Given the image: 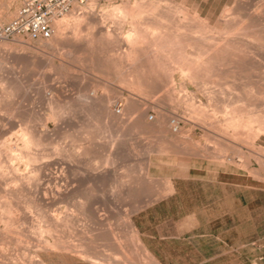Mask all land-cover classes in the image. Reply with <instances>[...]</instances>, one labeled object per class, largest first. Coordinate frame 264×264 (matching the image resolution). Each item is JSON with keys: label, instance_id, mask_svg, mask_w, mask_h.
Returning a JSON list of instances; mask_svg holds the SVG:
<instances>
[{"label": "rangeland", "instance_id": "rangeland-1", "mask_svg": "<svg viewBox=\"0 0 264 264\" xmlns=\"http://www.w3.org/2000/svg\"><path fill=\"white\" fill-rule=\"evenodd\" d=\"M126 1L96 0L94 9L96 13L101 9V12H109L111 7L123 5ZM129 1L132 5L144 3L156 7L154 14L138 22L136 29L143 32L138 45H141L142 51L149 45L155 49V42L151 43L154 38L151 37L154 34V37L163 36L166 41L161 44L164 43L167 48L163 50L161 60L166 63L164 68L168 75L162 72L150 74L146 62L140 70L130 68L128 38L134 26L126 16H121L124 19L120 18L119 22V17H111L116 21L106 19L109 16L103 18L105 23L101 21V24L105 26L93 33L91 50H86L85 42H81L82 46L78 49L71 45L92 34L81 25L82 28L78 26V30H74V21H70L69 28L64 30L68 43L57 48H47L40 42L21 38L0 41V264H36L37 255L46 264H89L66 253L39 250L42 241L78 244L90 228L95 229L92 230L95 243L92 248L84 247L83 250L93 256L108 259L112 264H164L142 241L139 226L141 215L146 213L159 218L160 222L166 219L177 222L181 239L191 222L207 234L211 230L237 228L248 240L239 251L243 257L235 258L232 260L234 263L228 259V264H264V157L259 158L252 151L251 141L247 139L248 133L260 130L264 124V47L248 43L250 38L247 37L259 32L261 27L235 34L209 30L217 26L218 19L226 14L224 9L235 6V0ZM20 3L21 0H0V24L14 18ZM92 3L93 0H90L83 9L78 8V13L87 11ZM253 3L251 10L257 3L260 4L258 1ZM233 11H230L229 17L232 22L235 19V23L246 20L243 12L238 14V9ZM235 13L240 18L235 17ZM194 14L203 20L199 22L204 25L203 30L192 20ZM102 26L99 24L97 28L102 29ZM155 27L158 29L155 30ZM106 32L111 34L110 39H106ZM260 34L264 36V22ZM102 35L106 36V41H115L117 46L111 51L105 45L103 50L94 49ZM193 38L204 48L210 46L213 39V43L220 39L230 41L235 46L230 50L236 57L212 58L207 63L209 56L202 55L206 61L201 60V54L195 56L198 54ZM145 40H148L147 45ZM181 54L188 61L198 57L201 62H194L203 64L200 66L204 68L203 75L190 72L185 74L191 77L181 75L178 63L185 62ZM166 75L172 76V82L165 83L164 88L161 86L163 89L160 87L155 92H141L128 84L129 79H150L154 76L163 79ZM92 91L111 114L125 118V121L128 101L133 98L143 109L138 113V122L134 127L123 130L111 126L104 117L103 105L93 106L85 102L84 96ZM204 91L211 93V103L204 98ZM195 97L197 100L193 99ZM199 100L206 106L207 114H215L216 111L219 117H236L241 125L252 124L240 129V140L233 146L238 148L237 152L230 145L225 147L227 150L223 148L224 155L217 157L186 154L184 150L187 148L204 149L206 143L211 144L207 140L210 133L187 122L190 119L195 122L193 110ZM144 111L150 122L142 121ZM160 115L169 116L165 138L153 125ZM172 120L179 123L180 133L170 129ZM142 122L148 125L144 128ZM25 127L40 143L32 145L28 151H23V143L17 135ZM259 149L264 152V132L255 144L254 150ZM23 152L25 156H34L37 161L32 165V161H26L28 158H24ZM18 154L20 157H17ZM14 155L17 157L15 160ZM232 157V162L224 160ZM259 160H262L261 163ZM27 173L33 177L24 190L16 176ZM57 175L63 176L61 181L56 180ZM14 185L22 189L20 197L9 196ZM64 187L75 191L62 201H53L50 198L52 193L56 195V190ZM26 203L29 209L25 208ZM7 205H10L9 214H5ZM163 205L172 208L162 210ZM86 206L106 218L114 239H99L96 235L98 226L95 221L92 223L89 210L83 209ZM74 209L82 210L81 213L77 211L78 215L72 223L56 224L50 232H46L50 226L49 216L64 218L68 210ZM129 219L133 227L127 225ZM39 228L43 234H40ZM117 248L121 251L118 252Z\"/></svg>", "mask_w": 264, "mask_h": 264}, {"label": "bare ground", "instance_id": "bare-ground-1", "mask_svg": "<svg viewBox=\"0 0 264 264\" xmlns=\"http://www.w3.org/2000/svg\"><path fill=\"white\" fill-rule=\"evenodd\" d=\"M163 2H166V0H162ZM254 1H258L260 4L257 3V5H255V8H253V10H251V7H254L253 6V2ZM160 2V0L158 1ZM236 4L234 7L230 8V9H224V13L226 12L225 15H223L220 19H218L217 21V24L219 25H215L214 27L212 28H209V30H211L212 32L217 30V33H238V32H242V31H249L250 29L252 28H258L259 26L261 27L259 32L257 31L256 33H254V35H249L247 36L248 38H250V40L248 41V43H256V44H259L261 46L264 47V36H262L260 34L261 32V29L263 27V22H264V6H262V4H264V0H235ZM253 3V4H252ZM96 4V0H93V3L90 4L91 6L87 8V11H83L82 13H78V9H74L72 10L69 14H67L66 16H64L62 19H60L58 22H56L55 24V33L52 37L51 40L47 41V42H40L41 44H44L45 47L47 48H57V46H60L61 44H65L67 42V39L65 38V33H64V30L68 27V23L70 21H74L76 27H74V30H78V26H83V29H86L87 31H91L92 34L89 35L88 37L86 36L85 38H82L81 41H79V43H76L73 42L71 43V45L74 46V48L78 49L79 47H81L82 45L80 44L82 42H85L84 44H86V47L85 45L83 47L87 48L86 50H88V48H90L89 50H91V48H93V44H92V39H93V33H95L97 30H103L105 24H101V21L102 19L105 17H108L109 18H106V19H110L111 17H114V19L116 17H119L117 20L119 22L120 18L122 20L123 17L121 16H126L125 18H130L132 20V24L134 26L133 30H132V34H130L129 38H128V46H129V57L131 59V62H130V68L132 70H140L141 67L143 66V64L146 62L149 67H150V70H149V73L150 74H156V73H168L167 69L164 68V66L166 65V63L161 60V55L163 54V50L167 48V46H164L163 44H161L162 41H166V39H164V37L162 36H155L156 34H154L155 32H152L154 35L153 37H151L153 40H151V43L155 42L154 43V46H155V49H153L150 45L147 47V49L145 51H142L139 47L138 44H140L141 42H138L140 39L139 36H142L141 34H143V32H139L137 29V25H138V22L140 21V19H144L146 20V18H148L149 16H151L152 14H154V12H156V7H154L152 4H142V3H139V4H135L132 5L130 3L129 0H127L126 2H124L123 5H120V6H114V7H111L110 11L108 12H98L96 13L95 9H94V6ZM96 7V6H95ZM83 9V8H82ZM235 9H238V12L237 13H241L243 12V18H246V20H241L239 21L238 23H235V20L234 22H232L230 20L229 17H231V14H230V11L231 13H233ZM233 11V12H232ZM222 12V13H223ZM187 13V12H186ZM238 14L235 13V17H239ZM234 16V15H232ZM240 18V17H239ZM112 19V18H111ZM124 19V18H123ZM139 19V20H138ZM188 19V18H187ZM138 20V21H137ZM192 20L194 22H196V26L200 27V25L202 26V30L204 28V25L203 24H199V22H202L203 20H201V18L197 15V14H194L192 16ZM111 21H116V20H111ZM141 21V22H143ZM198 21V22H197ZM103 22V21H102ZM121 22V21H120ZM237 22V21H236ZM105 23V22H103ZM198 23V24H197ZM205 23V22H204ZM207 23V22H206ZM71 24V23H70ZM100 24V26H102V29L101 28H97V26ZM147 25V24H146ZM70 26V25H69ZM73 26V25H72ZM71 26V27H72ZM80 26V27H81ZM121 26V25H120ZM141 26V24H140ZM208 26V25H207ZM79 27V29H80ZM151 27V26H150ZM153 27V26H152ZM69 28V27H68ZM82 28V27H81ZM137 28V29H136ZM197 28V27H196ZM155 30L158 29L157 27L154 28ZM161 30V29H160ZM201 30V31H202ZM140 33V35L138 34V32ZM199 31V29L197 30ZM196 31V32H197ZM72 32H73V28H72ZM108 32V31H107ZM106 32V33H107ZM74 33V32H73ZM112 33V32H111ZM151 33V34H152ZM214 33V32H213ZM216 33V32H215ZM108 37L106 36H103L101 37L100 41L98 42L97 45H95L97 48H94V49H99V50H103V45L107 46V48H109L108 50H112L114 47L117 46V44H115L113 42H111V40H105L104 37H106V39H110L111 37V34L110 33H107L106 34ZM145 35V34H144ZM143 35V36H144ZM217 35V34H215ZM231 35V34H230ZM148 36V35H147ZM146 36V37H147ZM218 36V35H217ZM216 36V37H217ZM145 37V38H146ZM196 37V36H195ZM201 37V35L199 36ZM203 37V36H202ZM206 37V36H205ZM215 37V36H214ZM213 37V38H214ZM215 37V38H216ZM244 37V36H243ZM92 38V39H91ZM144 38V39H145ZM204 38V37H203ZM202 38V39H203ZM207 38V37H206ZM210 38V37H209ZM247 38V39H248ZM126 39V38H125ZM149 39V38H148ZM194 39V47L195 49H197V54L198 55H195V56H199L202 57V55H206V56H209L208 57V61L207 63H210L211 59L212 58H215V59H218V60H221V59H227V58H230V57H233L235 56V53L233 52V50H230V49H235V46L230 42V41H226V40H218L217 43H213L214 42V39L213 41L209 40L210 41V46L204 48L202 46H200L199 44L201 43H197V40L195 38ZM246 39V40H247ZM96 40V39H95ZM217 40V39H215ZM127 41V39H126ZM143 41V40H141ZM146 41V40H145ZM148 41V40H147ZM147 41H146V45H147ZM203 41V40H202ZM207 41V40H205ZM233 41V40H231ZM235 41V40H234ZM144 42V41H143ZM200 42V41H198ZM212 42V43H211ZM68 43V42H67ZM105 43V44H104ZM188 43V42H187ZM76 44H80V45H76ZM145 45V46H146ZM153 45V44H152ZM82 47V49H83ZM189 47H190V44H189ZM192 47V46H191ZM192 47V48H194ZM262 47V48H263ZM84 48V50H85ZM106 48V47H105ZM142 48H145L142 46ZM177 48V47H176ZM93 49V50H94ZM180 49V48H179ZM227 49V51H226ZM229 49V50H228ZM239 49V48H238ZM95 50V51H96ZM105 50V49H104ZM107 50V51H108ZM262 50V49H261ZM106 51V50H105ZM166 51V50H165ZM172 51V50H171ZM174 51V49H173ZM172 51V52H173ZM84 52V51H83ZM113 52V51H112ZM170 52V51H168ZM178 52V51H177ZM171 53V52H170ZM174 53V52H173ZM172 53V55H174ZM176 53V52H175ZM195 53V52H194ZM207 53V54H206ZM179 54V52H178ZM109 55V54H108ZM111 55V53H110ZM166 55V54H165ZM177 55V54H176ZM183 55V57L185 56L184 54H181ZM26 56V55H25ZM164 56V55H163ZM171 56V55H170ZM180 56V55H178ZM194 56V57H195ZM204 56V57H206ZM187 57V56H186ZM236 57V56H235ZM175 58V57H174ZM178 58V57H177ZM181 58V56H180ZM197 58V59H196ZM195 59H193L192 61L194 62V60H198V57H196ZM30 59V57H29ZM179 59V58H178ZM185 59V57H184ZM200 59V58H199ZM203 59V57L201 58V60ZM183 59L181 58V61ZM204 61H206V59H203ZM175 61V60H173ZM191 61V59L188 61V59L186 60L185 59V62H188V63H193ZM199 62H201L200 60H198ZM178 63L177 60H176V63H178V71L181 75H187L185 74V72H190V73H194V74H202V72L204 71V68L200 67V66H203V64H198V63H193V64H186V63ZM88 63V62H87ZM111 63V62H110ZM205 64V62H203ZM240 63V62H239ZM92 64V63H91ZM175 64V62L173 63ZM227 64V63H226ZM88 65V64H87ZM108 65V64H107ZM205 66H208V65H205ZM239 66V65H238ZM241 66V65H240ZM162 67V68H161ZM240 68V67H239ZM211 69V68H210ZM171 70V69H170ZM174 70V69H173ZM109 71V70H107ZM142 71V70H141ZM138 72V71H136ZM140 72V71H139ZM173 72V71H172ZM170 72V73H172ZM141 73V72H140ZM200 74V75H201ZM206 74V72H205ZM168 75V74H167ZM164 77L163 79L162 78H159L158 77H151L150 79H146V78H134V79H129L128 80V84L132 87H135L138 91H147V92H150V91H158V89L165 83H168V82H172V76H167ZM203 75V74H202ZM142 76V75H141ZM188 76V75H187ZM188 77H191L190 75ZM194 76H192L193 78ZM204 77V76H203ZM189 79V78H188ZM200 79V78H199ZM190 80V79H189ZM192 80V79H191ZM201 80V79H200ZM202 81V80H201ZM204 81V80H203ZM202 81V82H203ZM174 84V83H173ZM182 86V85H181ZM161 87V88H162ZM164 88V87H163ZM162 88V89H163ZM165 90V89H164ZM263 90V89H262ZM89 91V90H88ZM165 91H168V90H165ZM10 95V94H9ZM130 95V94H129ZM171 95V94H170ZM148 96V94H147ZM150 96V95H149ZM148 96V97H149ZM203 96L204 98H206L208 100V103H211L212 100H213V97L211 96V93L209 92H203ZM85 102L89 103V104H92L93 106H101L104 104L100 103L98 101V98L96 97L95 95V92H91L90 94H86L85 96ZM139 97V96H138ZM194 100H197L196 97L193 98ZM192 99V100H193ZM152 101V100H151ZM128 110H127V113H126V121L123 119V118H118L116 116H114L113 114H111L108 109L106 107H104L103 105V113H104V117L105 119L107 120V122L115 127L116 129H129V128H132L135 126V123H137L138 121V116H139V112L142 111L141 110V105L136 103V101L132 98L130 99V101H128ZM197 103V102H196ZM195 103V104H196ZM194 105V103H193ZM225 105V104H224ZM98 106V107H99ZM192 106V105H190ZM196 107V105H195ZM194 107V108H195ZM205 105L204 103L202 102V100L198 101V105L197 107L195 108V110H193V115H194V118L196 119L195 122L193 121H190V120H187V122L189 123H192L193 125L207 131L208 133H210V135H208V139L210 141V145H207L206 143V146L204 147V149H198V148H187L185 149L184 151L186 152V154H188L189 156H201V157H210V156H221L222 152H223V148L227 147V146H230L232 145V149L233 151H236L237 152V149L233 148V146L236 145V143L238 142V140H240V129H244V128H248L250 127V124H244L241 125L240 123H238L237 121V118L235 119L234 116H232L233 118H226V115L223 116V117H219L220 114L218 115V112L216 113V111L214 112L215 114H207L206 113V109H205ZM217 107V106H216ZM219 107V106H218ZM223 107V106H222ZM220 108V107H219ZM225 108V107H224ZM217 110V109H216ZM236 110V109H235ZM234 110H232L233 112ZM212 112V111H210ZM209 112V113H210ZM213 113V112H212ZM234 113V112H233ZM236 113V112H235ZM218 115V116H217ZM230 115V114H229ZM234 115V114H233ZM237 115V114H236ZM235 115V116H236ZM240 115V114H239ZM239 117V116H237ZM241 117V116H240ZM239 117V119H240ZM242 118V117H241ZM249 118V117H248ZM253 118V117H252ZM255 118V117H254ZM168 119H169V116L168 115H160L157 119H155V123L153 124L156 129H157V132L162 136V137H166L167 136V129H166V124L168 122ZM257 120V119H256ZM142 121H145V123H147L149 121V118H148V115H147V112H143L142 114ZM242 121V120H241ZM264 121V119H263ZM150 122V121H149ZM246 122V121H245ZM249 122V121H248ZM142 122L143 126L144 125H148V124H145ZM259 123V122H258ZM260 123H262V119L260 121ZM252 125V124H251ZM3 127V126H2ZM28 127V126H27ZM142 127V128H143ZM150 127V126H149ZM147 126V128H149ZM169 127L170 129H172V131L174 133H180V130H179V123L177 121H171L169 123ZM142 128H141V131H142ZM145 128V127H144ZM143 128V129H144ZM193 128V127H192ZM260 128V127H259ZM258 128V129H259ZM4 129V128H3ZM115 129V130H116ZM140 129V128H139ZM5 130V129H4ZM21 130V129H20ZM137 130V129H136ZM147 130V129H146ZM149 130V129H148ZM252 130V129H251ZM115 132V131H114ZM264 132V124H263V127L258 130V131H252L250 133L247 134V139L250 140V146H251V149L252 151H254V153L260 157H264V152L259 149V150H254L255 148V144H256V141L258 140V138L260 137V135ZM35 133V132H34ZM2 134V133H1ZM4 134V133H3ZM6 134V133H5ZM18 137H19V141L21 140L22 143H23V148L25 151V149L28 151L29 150V147H33L32 145H36L39 143L38 140H35L34 137L35 135L33 134L32 131L28 130L26 127L24 129H22L19 134H17ZM16 135V136H17ZM206 140V141H207ZM20 141V142H21ZM21 143V144H22ZM42 143V142H41ZM7 145V144H6ZM40 145V143H39ZM2 146V145H1ZM0 146V147H1ZM8 149V148H7ZM56 149V148H55ZM9 151H14V150H10L8 149ZM212 150V151H211ZM225 150H227L225 148ZM240 150V149H239ZM19 151V150H18ZM21 151V150H20ZM19 151V153H20ZM15 152V151H14ZM14 152L12 153V155L14 154ZM1 153V152H0ZM25 152H23V155H24ZM29 153V152H28ZM21 154V153H20ZM235 154V153H234ZM238 154V153H236ZM22 155V157H23ZM224 155V154H222ZM233 155V154H232ZM25 156V155H24ZM14 160L17 158V157H20V155L18 154V156L15 158V155L13 156ZM28 158V160L26 161H32V165H33V162L35 163L37 161H35V158L34 156L30 157L29 155L25 156L24 158ZM22 158V159H24ZM242 158V157H241ZM249 158V157H248ZM8 159V158H7ZM18 159H21V158H18ZM227 161H230L232 162L233 161V157L229 160L227 159H224ZM248 160V159H247ZM9 161V160H8ZM262 161V160H261ZM261 161L259 160V162L261 163ZM22 162V161H21ZM27 162V163H28ZM26 163V162H25ZM26 163V165H28ZM223 163V161H222ZM229 163V162H228ZM248 163V162H247ZM31 165V164H30ZM13 167V166H12ZM28 167V166H27ZM41 170V169H40ZM2 171V170H1ZM17 171H18V168H17ZM39 171V170H38ZM18 173V172H17ZM30 173V172H29ZM28 174V173H27ZM20 175V174H19ZM17 177V180L21 183L23 189L25 186L29 185V183L31 182L32 180V175L28 174V175H21L18 177V175L16 176ZM57 177V178H56ZM56 180L58 179V181L60 180L61 181V178L63 177L62 175L60 176H56ZM17 180H15L17 182ZM7 184V183H6ZM263 184H264V181H263ZM34 185V183H33ZM38 185V184H37ZM15 188H11L12 191H10L11 193H9V196L13 197V196H18L20 197V195H22V189H18L16 185H14ZM66 186V185H65ZM33 187V186H32ZM56 187V186H55ZM20 188V187H19ZM28 188V187H27ZM26 188V189H27ZM30 188V187H29ZM52 188V187H51ZM57 188V187H56ZM10 189V188H9ZM25 190V189H24ZM28 190V189H27ZM30 190V189H29ZM40 189H38L39 191ZM46 190V189H45ZM50 192L52 193V190L49 189ZM75 190L74 189H71V188H67V187H64V188H60L58 190H56V195H53L54 193H52L51 195V199L54 201V200H57L58 201H62L63 199H66V197L73 193ZM173 191V188L170 189V192ZM29 192V191H28ZM47 192V191H46ZM54 192V191H53ZM38 193V192H37ZM42 193V192H41ZM49 193V192H48ZM46 195V194H45ZM50 195V194H49ZM6 196V195H5ZM27 196V194H26ZM34 196H35V193H34ZM44 196V195H43ZM47 196V195H46ZM7 197V196H6ZM49 197V196H48ZM40 198V197H39ZM43 198V197H42ZM41 198V199H42ZM45 198V197H44ZM3 199V198H2ZM1 200V199H0ZM8 202V201H7ZM30 202V201H29ZM32 203V201H31ZM36 203V202H35ZM5 204V203H4ZM91 206V205H90ZM90 206H86V207H83V209L85 210H89V213H90V217L92 219V223L94 222L97 226H98V229H97V233L96 234L97 236H99V239L100 240H110V239H114L112 238V232L110 231V229L108 228V225L106 224V218H102L100 216L97 215L96 211L93 210V208L91 209ZM89 207V208H88ZM137 207V206H136ZM10 208V205H7L5 206V214H9L8 212V209ZM25 208L29 209V205L26 203L25 204ZM72 209V208H71ZM19 210V209H18ZM73 210V209H72ZM75 210V209H74ZM82 210V209H81ZM80 210V211H81ZM68 210V212H66L65 217L64 218H60V217H54V216H49L50 217V222L48 220V223H50L49 227L47 228L46 232H50L51 231V228L56 225V224H64V225H67L68 223H72L75 219H76V214H77V211L80 212L78 209H76L75 211H70ZM81 213V212H80ZM83 214V213H82ZM1 215V214H0ZM24 215V214H23ZM47 215V214H46ZM78 215V214H77ZM44 217V215H43ZM46 216V218H49ZM78 217V216H77ZM28 218V216H27ZM1 221V220H0ZM42 222V221H41ZM46 223V222H44ZM126 223V222H125ZM17 225H19L17 223ZM127 225L129 227H133L132 225V221L129 219L128 222H127ZM6 226V225H5ZM21 226V225H20ZM55 227V226H54ZM6 228V227H5ZM9 229V228H8ZM40 231V234L42 233V230L39 228L38 229ZM92 230H95L94 228L93 229H87L86 232H84L83 234V237L81 238V240L79 241L78 244H67L65 245L64 243H62L61 241L60 242H53V243H48L47 241L44 242L42 241V246L40 245V248L41 252H45V253H66L68 254L69 256L71 257H74V258H77L81 261H83L84 263H89V264H112L108 259L105 260V259H101L97 256H93L91 255L90 253L86 252L83 250V248L85 247L86 249H90L92 248L93 244L95 243L94 242V231H93V234H92ZM55 231V230H54ZM53 231V232H54ZM134 232V231H133ZM135 233V232H134ZM38 234V235H40ZM43 234V233H42ZM133 235V234H132ZM82 236V235H81ZM41 240V239H40ZM39 240V241H40ZM42 240H45L44 238ZM25 242V241H24ZM66 243V242H65ZM112 243V242H110ZM119 243V242H118ZM113 245V244H112ZM102 246V245H101ZM110 247V246H109ZM105 249V248H104ZM118 249V248H117ZM110 250V249H109ZM90 251V250H89ZM106 251V250H104ZM121 250L118 249V252H120ZM107 252V251H106ZM108 255V254H107ZM139 255V254H138ZM147 255V254H146ZM137 256V255H136ZM106 258V257H105ZM139 258V257H138ZM151 258V257H149ZM119 259V258H118ZM141 258H139L138 260L140 261ZM148 261H150V259H148ZM35 263L36 264H46L39 255L35 256ZM138 264V263H136Z\"/></svg>", "mask_w": 264, "mask_h": 264}, {"label": "crops", "instance_id": "crops-1", "mask_svg": "<svg viewBox=\"0 0 264 264\" xmlns=\"http://www.w3.org/2000/svg\"><path fill=\"white\" fill-rule=\"evenodd\" d=\"M199 228L194 222L187 224L181 239L177 222L172 219L160 222L146 213L141 215L139 231L145 247L164 264H228V259L234 263L232 260L243 257L239 251L248 239L239 229L211 230L207 234Z\"/></svg>", "mask_w": 264, "mask_h": 264}, {"label": "built area", "instance_id": "built-area-1", "mask_svg": "<svg viewBox=\"0 0 264 264\" xmlns=\"http://www.w3.org/2000/svg\"><path fill=\"white\" fill-rule=\"evenodd\" d=\"M90 0H21L12 20L0 24V41L15 38L47 42L55 33V24L72 10Z\"/></svg>", "mask_w": 264, "mask_h": 264}]
</instances>
